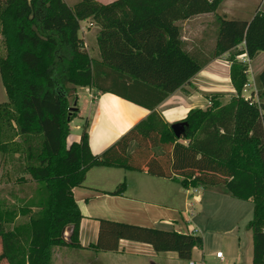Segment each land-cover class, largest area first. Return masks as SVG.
<instances>
[{
    "label": "trees",
    "instance_id": "16d2710c",
    "mask_svg": "<svg viewBox=\"0 0 264 264\" xmlns=\"http://www.w3.org/2000/svg\"><path fill=\"white\" fill-rule=\"evenodd\" d=\"M221 1L78 0L70 7L63 0H0L4 47L0 77L11 106L5 113L11 114L15 135L21 139L25 173L42 185L30 205L34 210L25 247L18 244L19 233L5 231L0 222L4 264H49L53 247H80L82 216L72 188L82 185L93 166L143 171L184 189L214 188L251 200V262L264 264V115L240 96L246 65L236 60L243 52L249 59L264 52V14L256 13L249 21L226 19L215 13ZM213 12L217 22L213 54L201 58L202 53L185 49L180 22ZM86 19L99 28V60L88 54L78 37L80 22ZM222 54H227L236 96L225 104L212 97L207 108L189 110L181 120L186 122L183 134L175 137L154 107ZM138 83L149 86V103L128 93L129 85L135 89ZM256 84L262 96L264 70ZM77 87L112 93L150 113L94 155L85 126L77 141L67 143L68 124L77 113L69 111ZM123 187V182L118 184L111 194L123 193ZM21 209L23 213L28 207ZM120 239L149 243L157 252L173 251L188 261L192 249L202 246V238L193 233L101 219L96 241L87 248L117 251Z\"/></svg>",
    "mask_w": 264,
    "mask_h": 264
},
{
    "label": "crops",
    "instance_id": "0c3cea01",
    "mask_svg": "<svg viewBox=\"0 0 264 264\" xmlns=\"http://www.w3.org/2000/svg\"><path fill=\"white\" fill-rule=\"evenodd\" d=\"M96 1L107 4L113 0ZM243 2L244 0H224L221 4H225L227 8L223 11L225 18L233 16V13L246 11V14H249L248 19L235 18V20L249 21L256 13L264 14V0H260L259 5L253 11H251V6L243 11L246 8L243 6ZM208 14H198L180 22V26H183V33L181 34L185 49L203 53L204 45L201 41L204 32L202 31L201 35L197 37L199 39L195 40L194 36L186 34V30L188 29L190 33H196L198 24L201 26L200 28L207 27L208 23L203 25V19L208 17ZM84 21L89 23L85 27L86 30L93 27L94 40L96 41L98 26H93L94 23L90 19ZM84 33L85 31L82 32V40L88 50V41ZM89 54L92 55L93 59L99 60L97 43L96 51L92 48V53L89 52ZM260 55H264V52H259L249 60H257ZM229 67L230 63L220 61L219 57L210 59L189 82L169 94L153 110L163 122L171 125L185 117L189 110L203 107L204 101L207 102V94L223 91L233 92ZM149 89L148 85L138 83L135 89L129 85L128 93L142 102L149 103L150 99L146 97ZM80 90L87 93L89 98L87 104L86 99L82 100V103L80 102ZM76 97L75 104L72 103L77 110L75 117L84 120L81 127L85 126L89 149L94 155L101 154L150 113L147 107L109 92L102 93L92 87H77ZM79 136H72L73 138L70 139L68 136L67 143L77 141ZM121 169L93 166L87 170L82 185L72 188V196L82 216L78 224L77 237L80 247H53L49 264H185L184 260L180 259L175 252H157L151 244L140 241L120 239L117 251H94L87 248L96 241L101 219L197 234V229L193 228L192 225L188 226L185 216L176 207V200L180 195L178 186L186 196V189L182 188L179 183L170 179L151 176L143 171L122 169L124 172L120 175ZM121 178L124 180L123 193L111 194L117 185L122 183ZM158 180L163 182H157ZM196 188L200 189V187ZM215 194L221 195L219 192H215ZM184 201L183 195V206L185 205ZM195 248L192 249L191 257L196 254L193 253ZM201 256L203 257V255ZM223 261L218 260V264L223 263Z\"/></svg>",
    "mask_w": 264,
    "mask_h": 264
},
{
    "label": "rangeland",
    "instance_id": "374dc122",
    "mask_svg": "<svg viewBox=\"0 0 264 264\" xmlns=\"http://www.w3.org/2000/svg\"><path fill=\"white\" fill-rule=\"evenodd\" d=\"M63 1L71 7L78 0ZM223 1L224 0H222L221 3ZM221 3L215 13L217 12L216 14L226 17L223 13V11L227 9L226 5ZM259 3L260 0H244L243 6H246V8L243 9V11H245L248 6H251V11H253V9L257 8ZM215 13H209L208 17L203 19V25L204 23H208L207 27L204 26L200 28L201 26L198 24V28L196 29L197 34L190 33L188 29L186 30V34L188 36H194L195 40L199 39L197 37L201 35L202 31L204 32L201 41L204 45V53H202L203 57L201 58H211L213 54L217 28ZM246 13V11L236 12L232 14L233 16H229L227 19H248L249 14ZM88 24L84 20L80 22V26L84 28L88 26ZM93 26H97V24L94 23ZM181 28V33H183V26H181ZM86 29L84 30V34L86 35L89 49L87 50L85 46L84 49L89 54V52L92 53V48L96 51V41L94 40L93 27H90L88 30ZM78 37L82 38V32L80 30L78 31ZM239 48H242V46H239ZM2 55H4V47L0 35V56ZM218 57L220 61H227V54H222ZM236 60L238 61L239 59L236 57ZM239 62L242 63V60ZM245 65V74L247 75V79L254 80L258 91L256 103L253 105L257 106L258 114L262 116L264 115V109L261 108L262 104H264V94H262V96L259 95L260 93L256 84V78L258 74L264 70V55H260L257 60L247 61ZM261 91L264 92V89H261ZM79 95L80 102L82 103V100L84 101V99H86L87 104L89 99L87 93L80 90ZM219 95L221 100H218L222 104H225L233 96H236V91H231V93L223 91L220 93L213 92L207 94V102L204 101L205 103L201 109H205L210 106L211 98H218ZM241 95L242 91L240 93V96ZM70 104L72 107V102H70ZM71 107L69 111H71ZM5 110L10 112L11 106L7 101L4 86L0 77V148L3 145H6L5 150L0 149V222L2 223L5 231H17L19 233L18 244L21 247H25L28 243L27 228L29 216L34 210L32 207V209L30 208V205H33V203L37 200L38 190L42 185L31 180L29 175L25 173L23 169L24 158L21 153L22 142L20 137L15 135L16 129L15 124L11 119V114L7 115L9 112L5 113ZM183 119L184 117L180 120ZM83 123L84 120L74 117L68 124L69 138H67H73L72 136L78 137L81 134L82 130L80 127ZM179 141L185 143L183 139H180ZM123 170H120V175L123 174ZM127 176L129 178V175ZM121 182H124L122 178ZM157 182L163 181L158 180ZM177 188L180 195L176 200V207L181 211V214L185 216L188 226L192 225L193 228H196V235L202 238V246L196 247L193 251V253H196L197 256H199L197 257L196 254H194L189 261L200 264H218L219 259L215 255L216 251H219L223 255L224 260L221 264H251L253 239L252 231L248 227V222L252 218L253 204L251 200H239L222 193L221 195H217L215 192L218 191L214 188L203 187L199 190L196 189L194 192L192 189H188L185 191V196L180 187L178 186ZM182 194L185 197L184 206L182 205ZM180 196L181 199H179ZM24 205L28 207V210L21 213V208ZM1 247L0 238V253ZM201 255H203V257ZM189 261L184 260L185 264ZM4 263L5 261L0 260V264Z\"/></svg>",
    "mask_w": 264,
    "mask_h": 264
},
{
    "label": "built area",
    "instance_id": "2783aa9c",
    "mask_svg": "<svg viewBox=\"0 0 264 264\" xmlns=\"http://www.w3.org/2000/svg\"><path fill=\"white\" fill-rule=\"evenodd\" d=\"M85 28L80 26V31L84 32ZM237 59H239L238 61L242 60V63H247V61H249V58L247 57L246 53L243 52L239 55L236 56ZM258 94L257 88L255 86L254 80L253 79H247L246 82L243 84L242 87V98L249 104V105H253L256 103V96ZM258 103V102H257ZM188 189H192L193 192L197 189V188H188ZM186 189V191L188 190ZM220 261H223V256L221 254V252H216L215 255ZM188 264H200V263H195V262H191L189 261Z\"/></svg>",
    "mask_w": 264,
    "mask_h": 264
},
{
    "label": "water",
    "instance_id": "95a60500",
    "mask_svg": "<svg viewBox=\"0 0 264 264\" xmlns=\"http://www.w3.org/2000/svg\"><path fill=\"white\" fill-rule=\"evenodd\" d=\"M71 109H75V106H72ZM185 126H186V122L178 121V122L172 123L170 125V129L172 130L175 137L179 138L183 134L185 130Z\"/></svg>",
    "mask_w": 264,
    "mask_h": 264
}]
</instances>
